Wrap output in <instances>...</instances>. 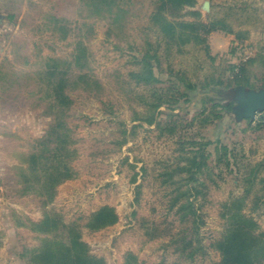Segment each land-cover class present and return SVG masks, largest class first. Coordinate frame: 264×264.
<instances>
[{"label":"rangeland","instance_id":"1","mask_svg":"<svg viewBox=\"0 0 264 264\" xmlns=\"http://www.w3.org/2000/svg\"><path fill=\"white\" fill-rule=\"evenodd\" d=\"M156 1L121 0L99 14L92 0H0V16H9L6 27H0V264H28L24 249H35L44 238L32 233L28 222L47 214L74 223L90 254L106 264H125L128 254L136 264L217 263L220 253L214 245L236 214L256 223L253 232L264 243V132L253 131L264 114L247 121L234 113L238 88L263 86L264 27L239 24L263 25L264 0H197L195 8L183 10L180 21L226 19L233 27L209 33L206 43L182 46L168 42L150 23ZM194 10L200 19L189 15ZM81 53L84 62L75 61ZM147 56L161 60L157 78L165 81L172 69L207 87L197 98L204 101V116L180 126L175 135L150 123L159 111L165 120L168 108L151 107L167 91L153 80L146 83ZM48 65L58 67L53 76ZM243 66L248 85L239 80L233 90L217 86ZM83 76L97 84L88 87ZM64 78V94L73 103L62 106L61 118L73 142L69 148L76 151L68 162L75 175L49 201L35 186L26 190L23 170L56 121V85ZM215 103L232 108L223 121L231 127L223 140L231 152L221 159L225 151L215 150L197 175V191L175 202L191 186L183 170L193 156L191 139L212 129ZM205 117L209 121L204 123ZM187 201L203 221L197 234L202 250L192 259L187 256L192 248L181 255L176 241L184 228L179 206ZM103 206L115 209L118 222L99 231L87 229L90 216Z\"/></svg>","mask_w":264,"mask_h":264},{"label":"trees","instance_id":"2","mask_svg":"<svg viewBox=\"0 0 264 264\" xmlns=\"http://www.w3.org/2000/svg\"><path fill=\"white\" fill-rule=\"evenodd\" d=\"M92 1L99 7L97 12L100 14L118 7L117 5L121 0ZM196 3L197 0H157L150 14V23L154 27H158L161 33L165 34L168 42L179 46L191 41L199 44L206 43L204 36L214 31L231 32L224 19L208 24L202 21H180L183 17V10L186 7L195 8ZM189 15L197 19L201 18V13L198 10L190 12ZM152 58L147 56L143 59L145 63H149L146 83H150L153 80L157 88L161 87L167 92L161 93L156 99L157 103L152 104L151 107L157 111L163 105H166L168 112L165 113L166 119L163 120L160 117L162 113L159 111L157 113L158 116H154L150 123L155 122L158 126H163L162 129H166L169 134L175 135L178 133L180 126L182 128L191 126L197 118L204 116L206 112L204 101L197 100V98L200 94L207 91V87L191 82L186 76L179 75L172 69L166 72L168 78L165 81L159 77L157 78L154 71L156 67H161V60L158 56H155L153 58L155 65H151ZM84 60V53L75 57L77 62H84ZM250 62L253 63V60ZM47 68L51 76L58 69L57 66L52 67L50 65ZM236 69L235 67V73L232 78L226 82L217 81V86L223 90H233L239 80L248 85V79L242 76L245 71L244 66L239 68L238 71ZM84 79H86L88 87L94 82L96 83L88 76L84 77ZM65 80V78L60 79L56 85V121L49 127L47 135L40 142V149L38 148V151L29 156L27 170H23L24 184L27 186L26 190H30L32 186H35L41 191V195L45 196L49 201L55 198L56 188L64 181L72 179L75 175V171L69 167L68 162L75 158L76 151L69 148L73 142L69 136V130L61 118V114L64 113L62 106H71L73 103L72 99L64 94ZM263 88L264 80L261 89ZM230 106L215 103L212 110L214 114V121L211 124L212 129L208 130L206 136L198 133L197 136L200 137L198 140L193 141L191 139L190 144L193 148L190 152L193 153V156L190 159L189 167L183 168V170L188 172L191 186L187 191L177 196L175 202L179 201L181 197L191 192L193 193L194 190L197 191L196 184L199 182L197 175L213 160L215 150L221 147L225 151L220 157L221 159L228 156L231 152L223 143L227 132L231 129L230 126H225L223 123L227 114H224V112L232 110ZM176 110L179 112L175 113ZM244 120L251 121L250 119ZM203 121L204 123L208 122L209 117L203 118ZM253 128L255 132H264V122L256 124ZM178 211L181 214L180 221L184 228L178 233L176 241L181 244L179 249L181 255H184L188 249L192 248L191 253L187 255L192 259L198 251L202 250L197 234L199 228L203 225V221L192 201L181 204ZM118 220L119 217L114 208L103 206L90 216L86 228L91 231H99L116 224ZM28 224L32 233L44 236L35 249H24L22 257L26 259L28 264H106L104 259L90 254L89 247L82 240L77 226L74 223L65 224L59 215L47 214L43 220L39 222L29 221ZM254 229H256L254 221L247 220L236 214L233 217L231 228L223 239L214 245L215 249L220 253V261L214 264H263L264 243L254 234ZM195 241H197V246H199L197 248L194 247ZM125 264H136V258L132 254H128Z\"/></svg>","mask_w":264,"mask_h":264},{"label":"water","instance_id":"3","mask_svg":"<svg viewBox=\"0 0 264 264\" xmlns=\"http://www.w3.org/2000/svg\"><path fill=\"white\" fill-rule=\"evenodd\" d=\"M203 7L208 10L209 2L205 1ZM1 19H3V16L0 17V20ZM237 90L242 93L240 100L237 102V106H240L244 110V112L239 115L238 119H254L258 113L264 114V88L260 90H246L241 87Z\"/></svg>","mask_w":264,"mask_h":264},{"label":"crops","instance_id":"4","mask_svg":"<svg viewBox=\"0 0 264 264\" xmlns=\"http://www.w3.org/2000/svg\"><path fill=\"white\" fill-rule=\"evenodd\" d=\"M24 13H25V11H24ZM23 16H25V14L23 15ZM262 16V17H261ZM260 16V18H263V15H261ZM0 17H2V16H0ZM9 18V16H4L3 17V19H1L2 20V22H0V27H6V24H5V22L7 23L8 22V19ZM258 18V17H257ZM225 20V23H226V25H228V27H233L231 24H229L227 21H226V19H224ZM264 20V19H263ZM239 27H264V24L263 25H256V26H254V25H252L251 23H249V22H241L240 24H239ZM264 34V33H263ZM246 36L247 35H245V37L244 38H246ZM263 49H264V44H263V47H262ZM262 58H264V56L262 57ZM255 60L256 59H253V62H255Z\"/></svg>","mask_w":264,"mask_h":264},{"label":"flooded vegetation","instance_id":"5","mask_svg":"<svg viewBox=\"0 0 264 264\" xmlns=\"http://www.w3.org/2000/svg\"><path fill=\"white\" fill-rule=\"evenodd\" d=\"M241 96H242L241 91H237V94H236V101L237 102L240 100ZM243 112H244V110L240 106H237L234 109V113H235V115H236L237 118H239V115L241 113H243Z\"/></svg>","mask_w":264,"mask_h":264}]
</instances>
